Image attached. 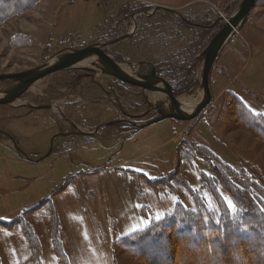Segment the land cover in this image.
Wrapping results in <instances>:
<instances>
[{
	"label": "rangeland",
	"instance_id": "374dc122",
	"mask_svg": "<svg viewBox=\"0 0 264 264\" xmlns=\"http://www.w3.org/2000/svg\"><path fill=\"white\" fill-rule=\"evenodd\" d=\"M242 1L40 0L0 23V75L29 71L63 52L132 34L103 53L130 73L150 74L149 66L139 64L151 63L176 98L195 97L201 91L202 54L226 23L220 20L233 16ZM14 85L0 82V96ZM210 89L212 102L198 119L166 120L138 130L159 117L156 108L168 110L160 89L154 94L83 69L33 85L13 106H0V131L21 138L14 140L32 160L0 137V219L12 221L51 198L54 208L22 217L35 234L42 264H62L53 248L56 235L69 264H146L115 241L163 219L178 203L194 210V195L215 208L204 176H211L212 162L227 165L218 175L228 183L247 178L264 190V141L240 125L234 98L264 116V0L218 57ZM24 104L55 109L32 111ZM119 119L124 123L100 129L91 140H80L72 127L92 133ZM199 145L218 159L203 161L199 155L208 152ZM153 180H163L161 187ZM216 183L234 212L226 183ZM35 260L22 230L0 226V264Z\"/></svg>",
	"mask_w": 264,
	"mask_h": 264
},
{
	"label": "trees",
	"instance_id": "16d2710c",
	"mask_svg": "<svg viewBox=\"0 0 264 264\" xmlns=\"http://www.w3.org/2000/svg\"><path fill=\"white\" fill-rule=\"evenodd\" d=\"M39 1L0 0V23L32 9ZM259 2L260 0L256 5ZM128 13H124V17ZM210 23L211 21L206 24ZM206 24L203 25L207 26ZM203 29L206 30L201 28ZM234 98L240 125L264 141V116L253 114L236 96ZM198 147L208 152V155H199L200 150L195 151V156L199 155L203 161L208 163L209 157L218 159L206 146ZM209 166L213 172L211 176H204L209 192L216 201L215 208H209L194 195V210L178 203L163 219H152L146 228L116 240L115 245L131 256L144 260L146 264H176L178 259L183 260L181 264H264V190L251 184L247 178L240 180V183L231 179V183H228L222 175H218L223 166L227 167L220 159ZM123 176L127 178V175ZM162 181L153 180L151 183L161 187ZM216 182L221 185L226 183V191L232 196L235 206L234 212L230 210L223 192L215 189L218 186ZM52 208V200L47 198L12 221L0 220V226L5 230H22L35 252L37 264H42L37 239L29 222L22 217ZM147 210V206L143 204V213L147 214ZM55 216L57 217L56 213ZM55 223L58 226L57 221ZM57 226L55 232L60 230ZM53 240L58 260L62 264H69L58 235Z\"/></svg>",
	"mask_w": 264,
	"mask_h": 264
},
{
	"label": "water",
	"instance_id": "95a60500",
	"mask_svg": "<svg viewBox=\"0 0 264 264\" xmlns=\"http://www.w3.org/2000/svg\"><path fill=\"white\" fill-rule=\"evenodd\" d=\"M257 1L258 0H243L239 9L233 16H231L229 19L227 18V20L225 18H222L220 20H224L226 23L223 25L222 30L213 38L211 43L208 45V47L202 54V57L204 58V66L202 72L200 93H202L203 95L201 100L191 111L184 112L179 108L177 101L178 98L175 97L172 87L164 79L157 76L156 68L151 63L141 62L139 64L141 66H149L151 69L150 74H127L120 69L119 63L115 62L103 53L104 49L109 48L122 40L129 39L132 34H128L123 38L112 40L109 42H97L83 49L63 52L49 63L29 71H25L18 74L0 75V82H15V85L12 88L6 90L2 94V96H0V106H13L14 103L18 102L25 95V93L31 89L33 85L37 84L38 82L46 79L47 77L53 74L67 70L83 69L91 73H98L100 75L113 78L123 84L143 87L154 94H156V89H160L164 93L168 102V110L163 109L161 107L156 108L159 117L150 120L143 125L137 126L138 130L150 127L166 120H175L178 122L194 121L204 113V111L209 107L212 102L210 78L216 60L224 51V49L228 46L231 39L241 30V28L247 22L251 10L256 5ZM159 9L161 8H155L156 11ZM141 14L145 13L141 12ZM139 15L140 13L133 16V18L136 19ZM83 61H88L87 66L78 67L77 65ZM23 107L33 111L55 109L54 106L50 105L34 106L31 104H24ZM121 122L124 123V121L107 123L97 127L96 130L92 133L78 131L76 132V134L94 137L96 134H98V131L100 129ZM126 122L130 123L128 121ZM72 125L78 129L75 124L72 123ZM1 134L3 136L8 137L12 141L16 150L19 152L22 158L32 161L28 157V155L17 146L12 136L4 134L2 132ZM43 159L44 158L34 161L38 163Z\"/></svg>",
	"mask_w": 264,
	"mask_h": 264
},
{
	"label": "bare ground",
	"instance_id": "6f19581e",
	"mask_svg": "<svg viewBox=\"0 0 264 264\" xmlns=\"http://www.w3.org/2000/svg\"><path fill=\"white\" fill-rule=\"evenodd\" d=\"M88 63V61H83L81 63H79L77 66L78 67H86V64ZM120 69L127 73V74H133L129 72L128 68H125L124 66L119 65ZM134 71V70H133ZM152 88V87H151ZM202 93H199V95L195 96V97H181L179 98L178 101V106L179 108L184 111H191L194 109V107L198 104V102L201 100L202 98Z\"/></svg>",
	"mask_w": 264,
	"mask_h": 264
},
{
	"label": "flooded vegetation",
	"instance_id": "af4514ba",
	"mask_svg": "<svg viewBox=\"0 0 264 264\" xmlns=\"http://www.w3.org/2000/svg\"><path fill=\"white\" fill-rule=\"evenodd\" d=\"M198 26H200V25H198ZM204 27V26H203ZM156 72H157V76H159V73H158V70L156 69ZM142 117V116H141ZM121 121V119H119V120H116L115 122H120ZM72 127L74 128V130H75V132H77L78 130H77V128H75L73 125H72ZM77 130V131H76ZM100 131H98V133H99ZM5 134V133H4ZM1 136H3L2 134H1V131H0V137ZM63 137H67V136H64V135H62ZM95 136H97V134L95 135ZM94 136V137H95ZM5 137V136H4ZM72 137H77V136H72ZM72 137H68V138H72ZM78 138L80 139V140H91L93 137H90V136H82V135H79L78 136ZM42 159V158H41Z\"/></svg>",
	"mask_w": 264,
	"mask_h": 264
},
{
	"label": "crops",
	"instance_id": "0c3cea01",
	"mask_svg": "<svg viewBox=\"0 0 264 264\" xmlns=\"http://www.w3.org/2000/svg\"><path fill=\"white\" fill-rule=\"evenodd\" d=\"M12 137L14 138V139H18V140H21V142H22V139L21 138H19V137H14V135L12 134ZM3 217V215L2 216H0V218H2ZM10 237H12V236H10ZM44 260V259H43Z\"/></svg>",
	"mask_w": 264,
	"mask_h": 264
}]
</instances>
